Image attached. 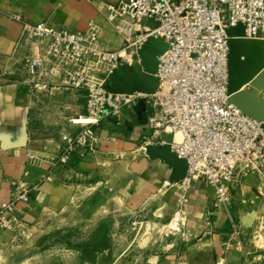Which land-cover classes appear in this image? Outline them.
<instances>
[{"label": "built area", "instance_id": "built-area-1", "mask_svg": "<svg viewBox=\"0 0 264 264\" xmlns=\"http://www.w3.org/2000/svg\"><path fill=\"white\" fill-rule=\"evenodd\" d=\"M95 6L121 34L120 47L109 48L92 19L77 30L22 21L21 36L38 50L24 61L30 93H46L54 85L85 91L84 113L60 116L61 146L52 165L68 167L96 154L92 126L144 103L148 136L156 133L160 144H168L186 163L183 176L170 183L182 193L181 206L202 180L214 190L213 206L223 208L235 227L225 182L264 172V121L228 101L226 28L240 23L244 37L264 40V0H96ZM150 39L166 44L152 72L158 78L156 89L109 90L104 81L117 66L135 59L148 72L139 51ZM37 186L15 187L0 202L1 227L19 218L17 204L28 202Z\"/></svg>", "mask_w": 264, "mask_h": 264}, {"label": "crops", "instance_id": "crops-1", "mask_svg": "<svg viewBox=\"0 0 264 264\" xmlns=\"http://www.w3.org/2000/svg\"><path fill=\"white\" fill-rule=\"evenodd\" d=\"M95 3L96 0H0V202L15 187L37 184L30 190V200L16 206L23 219L35 220L45 212L61 211L71 199L72 171L54 167L52 158L61 146L57 128L60 116L84 113L85 91L54 85L46 93H30L24 61L37 55L38 50L21 36L22 21H46L58 28L77 30L84 29L92 19L100 25L106 45L112 49L120 47L121 34L105 20ZM259 95L264 97L262 92ZM148 113V106L138 103L124 109L119 117L93 125L98 154H87L76 166L92 171L103 154L117 153L121 148L132 147L134 142L160 145L156 133L148 136ZM145 135L149 139L146 142ZM173 172V166L164 158L150 157L146 179L160 183L163 191L155 217L161 221L180 213L189 237L179 245L164 241L165 245H158V252L146 259V264H264L261 244L252 253L243 249L259 225L257 222L262 224L264 234V172L225 182L231 199L229 212L237 222L235 227L223 208L213 206L214 190L202 180L189 190L187 202L179 205L182 193L170 184L177 180ZM44 175L47 177L42 180ZM253 211L252 224L243 225L241 218ZM137 242L144 249L157 245L155 239L147 236H140Z\"/></svg>", "mask_w": 264, "mask_h": 264}, {"label": "rangeland", "instance_id": "rangeland-1", "mask_svg": "<svg viewBox=\"0 0 264 264\" xmlns=\"http://www.w3.org/2000/svg\"><path fill=\"white\" fill-rule=\"evenodd\" d=\"M150 157L147 144L134 142L103 154L92 171L77 163L68 166L73 174L68 205L35 220L19 217L8 228L0 226V264H146L164 241L186 242L189 231L180 213L161 221L155 217L163 191L160 183L146 179ZM257 224L243 244L251 253L259 244L264 247L262 224ZM140 236L157 245L138 247Z\"/></svg>", "mask_w": 264, "mask_h": 264}, {"label": "water", "instance_id": "water-1", "mask_svg": "<svg viewBox=\"0 0 264 264\" xmlns=\"http://www.w3.org/2000/svg\"><path fill=\"white\" fill-rule=\"evenodd\" d=\"M229 36L227 55L228 101L245 114L264 121V40L243 36V25L237 23L226 28ZM166 49V44L150 39L140 49V56L145 69L143 71L135 59L128 65L113 68L105 78V86L109 90L132 92L134 90L153 92L158 85V78L152 72L157 66V55ZM169 136H164L167 141ZM151 156L164 158L173 166V175L181 178L186 169L184 160L177 158L168 144L148 145ZM241 223L252 224V217L243 216Z\"/></svg>", "mask_w": 264, "mask_h": 264}, {"label": "bare ground", "instance_id": "bare-ground-1", "mask_svg": "<svg viewBox=\"0 0 264 264\" xmlns=\"http://www.w3.org/2000/svg\"><path fill=\"white\" fill-rule=\"evenodd\" d=\"M175 138H177V139L179 138V134L178 133L175 135Z\"/></svg>", "mask_w": 264, "mask_h": 264}]
</instances>
